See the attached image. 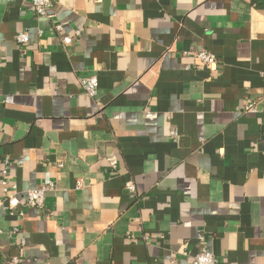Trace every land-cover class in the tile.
<instances>
[{
	"label": "crops",
	"instance_id": "obj_1",
	"mask_svg": "<svg viewBox=\"0 0 264 264\" xmlns=\"http://www.w3.org/2000/svg\"><path fill=\"white\" fill-rule=\"evenodd\" d=\"M47 13L0 0V198L5 167L20 191L54 183L43 207L0 208V264H264V0Z\"/></svg>",
	"mask_w": 264,
	"mask_h": 264
},
{
	"label": "built area",
	"instance_id": "obj_2",
	"mask_svg": "<svg viewBox=\"0 0 264 264\" xmlns=\"http://www.w3.org/2000/svg\"><path fill=\"white\" fill-rule=\"evenodd\" d=\"M31 4L33 12L41 17L49 18L50 15L47 13V6L51 0H26ZM59 28V26H57ZM28 41L26 33L22 32L16 36V42L19 44H25ZM63 44L71 42L70 37L62 38ZM194 55L200 60V67L205 68L209 71H216L219 68V62L214 54L206 50H198ZM79 85L81 91L90 97L95 96L98 89V80L95 76H87L79 78ZM0 110H1V99H0ZM244 111L255 112L256 107L253 103H247L244 106ZM6 162V161H5ZM1 183L3 186V198H0V208H4L9 214L22 215L23 212L18 209L20 205L21 196L25 197L26 207L40 208L44 206V195L46 192L54 189V183L48 182L46 184L37 186L27 191H20L14 182L9 181L7 168L2 170ZM80 184H78V187ZM125 191L130 194H136L134 182L127 180L124 185ZM1 233V231H0ZM24 256L23 249H19V255L11 258V262L16 264ZM190 264H216V258L214 254L205 248L199 249L196 255L192 258Z\"/></svg>",
	"mask_w": 264,
	"mask_h": 264
}]
</instances>
